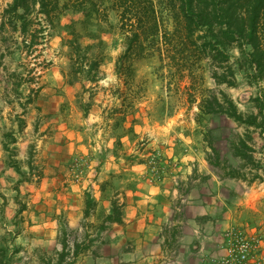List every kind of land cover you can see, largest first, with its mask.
<instances>
[{
	"label": "rangeland",
	"instance_id": "374dc122",
	"mask_svg": "<svg viewBox=\"0 0 264 264\" xmlns=\"http://www.w3.org/2000/svg\"><path fill=\"white\" fill-rule=\"evenodd\" d=\"M11 3L0 0V247L9 264L56 262L63 240L70 253L75 244L86 248L65 261L126 264L132 251L122 243L110 249L102 234L113 224L109 212L122 218L119 195L139 176H173L189 154L215 159L212 146L222 165L212 169L223 178L228 169L240 171L247 179H235L244 183L241 193L255 203L248 225L238 227L264 235V136L252 133L256 164L245 165L232 146L246 128L199 109L203 96L222 91L242 113L255 112L252 100L264 93V82L250 84L237 70L236 87L217 86L208 60L185 65L179 52L171 70L165 46L144 48L130 69L117 68L125 38L113 0H60L53 27L36 6L31 30L41 33L28 48L7 13ZM230 55L240 58L237 50ZM184 213L166 232L168 261L210 253L188 255L176 243Z\"/></svg>",
	"mask_w": 264,
	"mask_h": 264
},
{
	"label": "trees",
	"instance_id": "16d2710c",
	"mask_svg": "<svg viewBox=\"0 0 264 264\" xmlns=\"http://www.w3.org/2000/svg\"><path fill=\"white\" fill-rule=\"evenodd\" d=\"M113 4L119 12L125 38L124 54L117 68L130 69L144 48L154 52L165 46L171 70L178 66L176 53L179 52L177 55L185 65L208 60L217 86L236 87L237 70L247 74L250 84L264 82V0H113ZM36 6L50 27L62 15L60 0H12L7 10L12 14L15 28L20 24L19 31L28 48L38 44L37 33H41L31 30L33 23L29 16ZM231 50L240 54L236 62L232 61ZM252 103L255 112L244 114L232 98L221 91L219 95L203 96L199 109L202 115L226 116L246 128L244 137L233 144L232 153L245 165L255 166L252 133L264 136V93ZM211 149L216 158L208 162L220 169L217 150L213 146ZM228 172L226 178L247 181L238 170L231 168ZM85 216L88 217V211ZM107 221L120 223L121 218L110 215ZM85 250L82 245L75 244L70 253L69 245L63 240L58 261H44L43 264H76V261L65 260L70 254L76 259ZM0 264H9L7 250L3 247H0Z\"/></svg>",
	"mask_w": 264,
	"mask_h": 264
},
{
	"label": "crops",
	"instance_id": "0c3cea01",
	"mask_svg": "<svg viewBox=\"0 0 264 264\" xmlns=\"http://www.w3.org/2000/svg\"><path fill=\"white\" fill-rule=\"evenodd\" d=\"M216 172L205 159L189 154L173 176L160 182L139 176L133 189L119 195L121 222L102 232L110 249L117 250L121 243L129 248L131 261L126 264L199 263L167 259L170 239L166 232L180 223L178 212L186 216L176 243L186 254L200 257L203 249L214 248L223 230L248 225L246 212L249 207L255 209V203L245 200L241 193L243 182L220 177ZM179 202L181 208L177 207Z\"/></svg>",
	"mask_w": 264,
	"mask_h": 264
},
{
	"label": "built area",
	"instance_id": "2783aa9c",
	"mask_svg": "<svg viewBox=\"0 0 264 264\" xmlns=\"http://www.w3.org/2000/svg\"><path fill=\"white\" fill-rule=\"evenodd\" d=\"M209 251L197 264H264V235L228 228L220 233Z\"/></svg>",
	"mask_w": 264,
	"mask_h": 264
}]
</instances>
